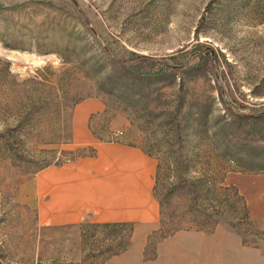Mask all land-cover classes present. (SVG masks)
<instances>
[{"label":"rangeland","instance_id":"1","mask_svg":"<svg viewBox=\"0 0 264 264\" xmlns=\"http://www.w3.org/2000/svg\"><path fill=\"white\" fill-rule=\"evenodd\" d=\"M90 97L104 103L87 120L98 140L156 160V140L217 146L252 223L230 190L228 222L202 231L264 248L247 198L264 184V0H0V264H154L168 236L158 222L142 234L130 221L48 225L26 201L39 168L94 154L71 130V108ZM173 200L168 222L184 209Z\"/></svg>","mask_w":264,"mask_h":264},{"label":"crops","instance_id":"2","mask_svg":"<svg viewBox=\"0 0 264 264\" xmlns=\"http://www.w3.org/2000/svg\"><path fill=\"white\" fill-rule=\"evenodd\" d=\"M103 109L104 103L95 97L73 105L72 133L83 139L80 143L92 146L94 154L39 168L30 178V190L24 192L26 201L43 224L64 225L81 219L130 221L138 233L148 232L159 220V204L153 193L157 160L138 145L96 139L87 120ZM254 188L247 198L255 201V215L264 229V184ZM156 253L147 262L264 264L262 246H249L239 234L218 228L209 233L177 230L157 242Z\"/></svg>","mask_w":264,"mask_h":264},{"label":"trees","instance_id":"3","mask_svg":"<svg viewBox=\"0 0 264 264\" xmlns=\"http://www.w3.org/2000/svg\"><path fill=\"white\" fill-rule=\"evenodd\" d=\"M145 58L142 56L139 59ZM156 145L161 154L156 156L153 192L159 203L157 229L162 232V236L169 235L179 229L204 230V226L209 224L214 227L220 218L228 222L224 215L225 211H229L227 195L230 190L237 195L242 203L241 217L246 219L249 224L252 223L243 196L239 194L234 185L225 183L227 161L222 151H218L217 146L211 148L212 153L210 154L216 159L212 164L214 168H211L209 162L205 167L201 166L202 163L199 160L200 154L206 153L209 149L206 151L198 146L186 147L180 140H156ZM191 173L195 174L191 175ZM174 197L184 200L181 203L184 209H180L176 213L173 211V218L168 222L163 218L162 207L164 204L170 203L174 206ZM211 199L216 200L211 203L209 202ZM175 205H178L177 202ZM182 222H186V224H181ZM122 223L127 222H100L99 224L115 226ZM242 241L245 243L243 238ZM127 246L125 244L123 248L125 249Z\"/></svg>","mask_w":264,"mask_h":264},{"label":"water","instance_id":"4","mask_svg":"<svg viewBox=\"0 0 264 264\" xmlns=\"http://www.w3.org/2000/svg\"><path fill=\"white\" fill-rule=\"evenodd\" d=\"M91 29L94 31L93 27L91 26Z\"/></svg>","mask_w":264,"mask_h":264}]
</instances>
